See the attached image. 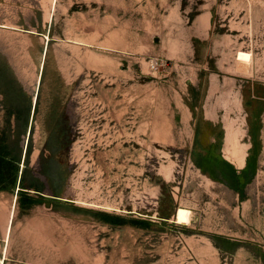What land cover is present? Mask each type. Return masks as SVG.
Listing matches in <instances>:
<instances>
[{"label":"rangeland","instance_id":"rangeland-1","mask_svg":"<svg viewBox=\"0 0 264 264\" xmlns=\"http://www.w3.org/2000/svg\"><path fill=\"white\" fill-rule=\"evenodd\" d=\"M2 256L264 264V0H0Z\"/></svg>","mask_w":264,"mask_h":264},{"label":"crops","instance_id":"crops-1","mask_svg":"<svg viewBox=\"0 0 264 264\" xmlns=\"http://www.w3.org/2000/svg\"><path fill=\"white\" fill-rule=\"evenodd\" d=\"M38 84H39V83H38ZM38 84H37V82H36V85H38ZM37 87H38V86H37ZM36 89H37V88H36ZM35 102H36V99H35V101H34V104H35ZM32 104H33V103H32ZM34 110H35V105H33V107L31 108V112H30V113H32V114H33V113H34ZM1 258L3 259V262H2V264H4V259H5V257H4V256H2Z\"/></svg>","mask_w":264,"mask_h":264},{"label":"bare ground","instance_id":"bare-ground-1","mask_svg":"<svg viewBox=\"0 0 264 264\" xmlns=\"http://www.w3.org/2000/svg\"><path fill=\"white\" fill-rule=\"evenodd\" d=\"M44 37H45L46 40L48 39L47 35H45ZM40 72H41V71H40ZM40 72H39V75H38L39 78H40V75H42V74H41L42 72H41V73H40ZM38 80H39V79H38Z\"/></svg>","mask_w":264,"mask_h":264},{"label":"built area","instance_id":"built-area-1","mask_svg":"<svg viewBox=\"0 0 264 264\" xmlns=\"http://www.w3.org/2000/svg\"><path fill=\"white\" fill-rule=\"evenodd\" d=\"M151 67H152V68H156V67H157V64L152 63V64H151Z\"/></svg>","mask_w":264,"mask_h":264}]
</instances>
